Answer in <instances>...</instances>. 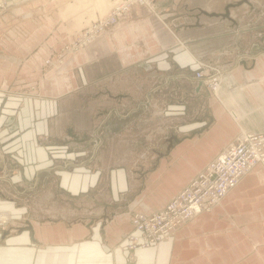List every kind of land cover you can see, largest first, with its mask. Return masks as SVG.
<instances>
[{"label": "crops", "instance_id": "crops-1", "mask_svg": "<svg viewBox=\"0 0 264 264\" xmlns=\"http://www.w3.org/2000/svg\"><path fill=\"white\" fill-rule=\"evenodd\" d=\"M8 1L11 9L7 13L0 11V142L8 144L6 147L20 148L13 153L20 154L14 157L21 167L12 177L18 188L13 186L8 194L0 193V210L11 214L8 230L0 229V264H255L256 255L251 245L264 236L258 238L257 229L252 227L264 224V220L235 226L230 230L236 232L227 238L217 237L218 230H205L220 221V214L197 221L195 218L158 247L131 249L127 236L134 232L132 217L123 208L136 192L132 170L119 166L109 168L104 164H101L104 169H94L86 164L88 160L66 169L59 166L56 159L77 154L75 157H87L80 156L81 150L93 144L100 127L103 126L104 131H122L112 128L113 119L125 120L143 112H155L162 90H168L169 98L176 99L173 95L178 83H192L193 74L207 64L198 54L199 45L212 46L213 38L226 35H232L238 42L242 37L252 42L262 37L263 26L245 25L250 14L247 10L256 7L258 0H235L237 3H232L234 0H184L193 22L183 30V46L128 67L123 66L116 53L82 63L73 58L74 54L42 77L45 86L39 81L40 87L29 88L24 87L35 80V46L42 44L41 49H47L50 36L66 32L68 25L71 29L81 21H86L85 25L95 22L100 17L95 14L98 9L106 11L107 4L119 0H35L24 8H13V0ZM181 1L171 0L170 3L176 7ZM156 6L159 14L168 12L163 0H158ZM230 7H236L235 11ZM187 12L184 11L186 15ZM181 13L171 9L168 15L177 20ZM215 25L220 29L210 32ZM196 32L208 33L195 37ZM100 45L102 49L108 43ZM21 46L29 52L27 56L21 52ZM233 48L219 46L218 55ZM112 61L116 62L115 67ZM67 62L72 63L71 66ZM232 80V74L222 79L218 96L227 93ZM69 86L74 89L62 94V88ZM196 86V95H204V88H199V83ZM81 96L88 98L89 103L85 99H81V103ZM194 97L189 95L190 99ZM171 99L163 114H185L186 106ZM145 100L149 101L148 106ZM11 115L14 121L9 118ZM207 120V114L203 113L194 122H183L179 130H199ZM103 121L106 123L101 125ZM227 122L219 120L215 125L223 126ZM91 130L94 139L80 138ZM211 135L212 130H209L199 135V139L205 141ZM110 140L105 138L103 146L107 147ZM194 143L190 140L179 144L165 158L178 159L187 149L192 150ZM162 170L157 169L149 176L145 190L155 185ZM263 177V173L257 174L245 189L249 190ZM146 194L142 198L145 199ZM240 207L234 205L231 210H243ZM244 207L248 214H253L257 204L244 203ZM47 221L75 224L56 233L54 228H47L44 237H38L28 228L29 223ZM180 234L182 238H178ZM232 258L237 263L231 262Z\"/></svg>", "mask_w": 264, "mask_h": 264}, {"label": "rangeland", "instance_id": "rangeland-1", "mask_svg": "<svg viewBox=\"0 0 264 264\" xmlns=\"http://www.w3.org/2000/svg\"><path fill=\"white\" fill-rule=\"evenodd\" d=\"M33 1L35 0H30V1L26 0L24 2H21L19 5H15L13 8H24L27 4ZM163 1L167 7L166 10H168V12H165L164 14H159L160 12L156 10H152L151 7H148V8L152 12L154 11L156 15L154 13L153 14L161 22L162 26L168 30V36L164 34L155 36L156 34L154 35L152 32V22H148L145 18L144 23L142 24V28H138V31H134V32L132 31L128 34V39L130 40L129 41L130 44L131 42H134L132 37L137 34H141V40L144 42L147 41V38H150L151 39L150 43L154 44L153 47L158 46V48L162 44L170 45L173 41H176L178 43L177 46H174L172 48H171L172 45L170 47L169 46L166 47V48H169L167 49L169 51L177 47L179 48L180 46H183V44H185V41L182 38V37L185 38V32L183 30H185V28L193 22L191 13L187 12L188 10L184 6V0L181 1V4L177 3L178 5L176 7H174V5L170 3L171 0H163ZM210 1L212 0H208V2ZM236 1L234 0L232 3ZM118 2H120V0L113 4H110V3L107 4L109 7L106 11L98 9L95 12V14L98 17L99 16L100 17L95 22H97L101 17L105 16L109 11H111V9ZM255 5L256 7L253 6L252 10L246 9L247 11L250 12V14L248 17H246L245 25L248 26L249 24L252 25L254 23L258 27L260 26L264 27V0H258ZM143 7H146V6H143ZM249 7L250 6L248 5V8ZM234 8H231V9L235 11ZM10 9L11 8H9L8 10ZM171 9H173V11L180 10L182 13L186 11L187 15L185 13L184 14L181 13L180 16L177 15L178 16L177 20L172 19V17L171 16L169 17L168 15ZM8 10L3 11V13H7ZM133 10H131L129 13L133 12ZM127 15H125L122 20H124ZM95 22H92L91 24ZM85 24H86V21H81V23H78L77 25L73 26L71 29H68V27L70 28V25H68L66 27L67 28L66 30L67 32L71 31L73 33V32H76L77 30L78 31L81 30V28L83 27L87 29L91 25V24L89 25L87 24L88 25L87 27V25ZM219 29H220V26L218 27V25H215L213 27V31H210V32L214 33V31H217ZM84 30L82 29L80 31L81 33L79 32L80 34L78 33L76 35V38L73 42L68 43L67 45L62 47L60 50L50 55V57L43 60V62L45 61V63H44V66L42 67L41 78L44 76V74L49 72V70L53 69L54 66L62 65L64 61H67L74 54L78 53L79 51L83 50L84 48L88 47L89 45L97 41L103 33L108 31L107 30L103 32L91 44L85 47H82L80 49L71 50L72 46L74 45V43L77 41L78 37L82 34ZM143 31H145L147 35L142 34ZM67 32L63 31L62 33H67ZM182 32L184 33L182 34ZM257 32H259V30H257ZM206 33L200 34L199 32H196L195 37H201L202 35ZM261 36L262 37H257V39L253 41L256 44L255 46L253 45L254 43L252 42V40L250 39L248 40L247 37L246 38L242 37L240 42H238L237 39L235 40L232 38V35H226L225 37L219 36V37L213 38L212 46L199 45L197 48L198 54L201 55L202 61L207 64L201 66V68L198 69L193 74L192 83L191 82L190 83H187V82L178 83L179 87L176 86V95H173V97L176 99L169 98L168 90L166 91L162 90L160 93L161 96L159 98V100H161L159 103L160 105L159 107L157 106L155 108V112L147 111V112H143V114L132 115L128 119H125V120H118L117 118L112 120L110 124V125L113 124L112 128L113 129L121 128L122 131H116V132L104 131V127L102 126L97 131L96 133L97 136L94 137L95 139L92 137V133H94L92 132V130L86 132L85 134L80 136L81 139H84V138L92 139L93 138L95 140L93 144L81 150L82 155L80 156L86 155L87 157H84V158L75 157V156H78L77 154L73 156L72 158H67V157L58 158L56 159L58 160V165L61 166L62 168L70 169V168H73L74 165L78 166L80 164H84L85 161L88 160L89 162H86V164H89L94 169L103 168L101 164H104L105 167H109V168L110 167L115 168L119 166V167H123L126 169H131L132 174H133V184L136 190L135 195L130 200V202H132L135 199V197L141 193L144 187L145 180L159 166L162 158L164 157V155H166L169 149V146L175 145L173 136H177L178 138H184L187 135H190L192 133L190 130H181V129L179 130V127L183 122L185 123L194 122L195 120L200 118L203 115V113H205L207 114V118H208V120L205 121V125L209 124L210 123L209 116L211 115L210 109L214 108L213 106L214 104L216 106L215 114L228 115L231 119H233L234 124L237 125L238 127H240L239 124H241L239 121L240 118L244 119L245 121L244 123H248V121L254 122V119L251 117V114H250V108L249 107L244 108V100H247L246 103H249L251 106H253L254 101H253V98L249 94H245V93L250 92L251 95L260 103L264 101V66H257V71H256V74H253V78H251L250 80L247 79L251 83L245 80L247 84L244 83L241 86L236 87V94H238L239 92L241 94H244V95H241L243 96L244 100L236 99V103H238L239 105L238 106L234 105V107L237 110L244 112L242 117H237V116L234 117V115L232 114L234 110L233 106H231L230 103H227L221 98H219L218 91L213 92V90L207 87H203L204 89L202 90L203 91L202 94L204 95L202 96L198 94L196 95L195 90L197 88L196 85H198V80L196 79V73L203 72L204 74H214L220 71V72H223L222 73V79H223L226 74L232 71H235L239 67H241L242 62H247V64H249L251 63L252 59L264 60V31ZM225 45L226 47L230 46V48L232 47L234 48L232 50H228L226 53L222 52L223 54L220 53L218 55V52H217L218 47L220 46V48L222 49V47ZM236 46H238L237 49L235 48ZM251 46L253 48L251 49V51H249L248 48ZM41 48H42V44L35 46L34 52L38 53L41 50ZM133 49H134L133 47L130 48L129 53L135 54V51ZM24 50H25L24 46H21V52L25 56H27L29 52L24 51ZM147 50H150V46H147ZM161 54L152 56L149 59L155 58ZM113 63L114 64L112 65V67H115L116 62L114 61ZM222 79H221V84H222ZM252 81L254 82L252 83ZM65 82H66V78H65ZM132 85L133 84H131L130 86ZM36 87H40L39 82H37ZM200 87L201 85L199 83V88ZM190 89L193 90V93L189 92ZM234 89H235V86H234ZM188 94L189 95L191 94L193 97L194 96L195 97L190 99ZM214 98L216 99L215 100L216 102H214L213 100ZM81 99H85L86 102L89 103L88 98L81 96L80 100ZM169 99H171V102L176 101L178 104H182L186 106V109L184 111L185 114L181 112L179 113L180 115L178 114L177 116H167V114L166 115L163 114L164 110L166 109V106H165L167 105L166 103L170 102ZM150 100L151 99H149V101ZM149 101L145 100L146 106L149 105ZM81 103H82V100H81ZM239 108H242V109H239ZM7 114H4V115H7ZM13 117L14 115H11L9 118L12 121H14ZM173 118H176V120H173ZM105 123L106 121H103L101 122V125H104ZM105 138L106 139L108 138L109 140L112 139L110 140L107 147L103 146L104 144L103 142L105 141ZM96 141H98V143H96ZM5 145H8V144L2 145L0 142V189H1L0 193L1 194H8L9 189L13 191V186H15V188H18L17 183H14L12 181V177L15 174H17L16 172L20 171V167H21L20 163L18 162L17 157H14L16 155L19 157L20 154L13 153V152H19L20 148L14 149L13 146L6 147ZM70 151L73 152V149L70 148ZM166 185H161V189L164 190V187ZM128 203L125 205L123 209L127 208ZM1 216L7 217L6 222L9 223L11 221V214L8 211L0 210V217ZM1 226H3V222L0 220V229H1ZM7 230L8 228L6 227L5 231Z\"/></svg>", "mask_w": 264, "mask_h": 264}, {"label": "water", "instance_id": "water-1", "mask_svg": "<svg viewBox=\"0 0 264 264\" xmlns=\"http://www.w3.org/2000/svg\"><path fill=\"white\" fill-rule=\"evenodd\" d=\"M226 12V15L229 16L228 10H226ZM145 18L148 22H152V32L154 35L156 34L155 36L163 34L168 36V30L162 26L161 22L148 7H137L133 10V12L129 13L124 20L119 22L107 32L103 33L97 41L76 53L73 58H76L77 60L79 59L80 63H82L116 52L123 66L128 67L143 62L152 56L169 51L167 50L169 48H166L168 46L170 47L172 45L171 48L177 46L178 43L173 41L170 45L162 44L159 48L158 46L153 47L154 44L150 43V38H147L146 42L141 40V34L134 35L132 37L134 42H131L130 44L128 34L132 31H138V28H142ZM82 29L84 30L85 27L81 28V30ZM81 30H79V32ZM77 31L73 33L71 31H66L67 33H62V36L61 34L50 36L47 49L42 50L44 48L42 45V49L37 53V62L33 63L34 71H36L34 74L35 80L32 84H28L24 88L34 87L39 81L41 85H44L41 78L42 67L45 63L43 60L50 57V55L60 50L68 43L73 42L75 40V36L77 33H79ZM142 34L147 35L145 31H143ZM105 41L108 43V45L104 46L102 49H99L101 46L100 44L104 43ZM147 46H150V50H147ZM132 47L134 48L133 50L135 51V54L129 53L130 48ZM34 58H36V56ZM71 64L72 63L67 62L68 66H71ZM257 66H264V60L252 59L251 63L249 64H247V62H242L241 67L226 74H232L233 80L229 83L228 89H226L227 93L223 97L219 95V98L233 106L234 110L232 114L234 117H242L244 114L243 111L237 110L234 107V105H239L236 103V99L244 100L243 96H241L244 94H241L240 92L236 94V87L246 83L245 80L248 81L253 78V74H256ZM248 82L251 83L250 81ZM253 82L254 81H252V83ZM74 88H76V84H74ZM74 88L73 86L62 88L61 93L66 94ZM245 94H249L254 101L253 106H251L249 103H246L247 100H244V108H250V114L254 119V122L248 121V123H244V119L240 118L239 121L241 124H239L240 127H238L234 124L233 119H231L228 115L215 114L216 106L214 104V108L210 109L211 115L209 116V124L205 125L199 130L193 131L190 135L184 138L173 136L175 145L169 146L166 155H164L159 166L154 170L156 171L157 169H163L162 174L159 175L155 185L153 187L151 186L148 190H145L148 186V178L154 172L153 171L145 180L141 193L137 195L132 202L128 203L124 212H126L127 215L133 217V215L136 214L151 215L162 210L187 185H189L207 165H209L217 156H219L228 145L233 143L239 135L242 133H263L264 101H262V103L258 102L250 92ZM213 100L216 102L215 98ZM219 120H228V122L223 126H216L215 122ZM209 130H212V135L209 136L208 140H200L199 135L204 134ZM190 140L195 141L192 150L187 149L178 159L174 161L171 160V157L165 158L179 144L186 143ZM261 173L264 174V166H256L231 192H229L222 199L220 204L216 205L211 212L201 214L195 219V221L220 214L222 216L220 221H218L214 227H210L205 231L211 232L218 230L219 232L216 234L217 237L227 238L230 234L236 232L234 230H230L235 226H240L242 224L257 220H264V177L263 180H260L259 178L258 183L253 184L249 190L245 189L247 183L252 182L253 177ZM161 185H166L164 190L161 189ZM145 192H147V194L146 198L144 199L142 197L144 196ZM252 202L257 204V208L254 210L253 214H248V211L244 207V203ZM234 205L242 206L240 208H243V210H231ZM242 214H247V216H242ZM249 215L251 216L248 218ZM193 221L194 220L191 222ZM74 224V222L54 223L47 221L44 224L32 222L28 224V228L30 230L33 229L38 237H44V232L47 228H54L56 233L58 229L64 230L65 227L71 228L74 226ZM252 228L257 229L258 238H262L264 236V224L257 225ZM181 235L182 234H180L178 238H182L183 236ZM251 248L253 253L256 255L255 264H264V237L262 240L252 244ZM231 262L237 263V260L232 258Z\"/></svg>", "mask_w": 264, "mask_h": 264}, {"label": "built area", "instance_id": "built-area-1", "mask_svg": "<svg viewBox=\"0 0 264 264\" xmlns=\"http://www.w3.org/2000/svg\"><path fill=\"white\" fill-rule=\"evenodd\" d=\"M26 0H13L19 5ZM157 0H120L105 16L91 24L78 37L71 50L94 42L103 32L115 26L136 7H151L157 11ZM12 7L8 0H0V11ZM222 73H196L201 87L219 90ZM264 166V132L242 133L233 143L207 165L165 208L151 215L132 217L134 232L127 236L129 247H158L169 241L176 231L203 213L211 212L222 199L256 166ZM7 217H2L5 231Z\"/></svg>", "mask_w": 264, "mask_h": 264}, {"label": "bare ground", "instance_id": "bare-ground-1", "mask_svg": "<svg viewBox=\"0 0 264 264\" xmlns=\"http://www.w3.org/2000/svg\"><path fill=\"white\" fill-rule=\"evenodd\" d=\"M220 89V88H219ZM4 217V216H1V218Z\"/></svg>", "mask_w": 264, "mask_h": 264}]
</instances>
